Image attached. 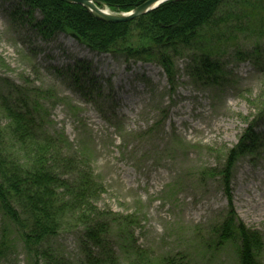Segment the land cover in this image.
I'll return each instance as SVG.
<instances>
[{
	"label": "rangeland",
	"instance_id": "obj_1",
	"mask_svg": "<svg viewBox=\"0 0 264 264\" xmlns=\"http://www.w3.org/2000/svg\"><path fill=\"white\" fill-rule=\"evenodd\" d=\"M27 2L0 0V135L10 122L4 106L31 111L36 121L39 114L43 132L62 139L69 157L92 172L101 187L98 207L125 218L110 236L123 264L178 254L192 264H238L235 245L211 252L207 238L227 211L216 173L264 107V6L224 3L198 42L217 55L216 84L190 78L192 56L183 53L174 54L170 88L156 63L42 32V17ZM254 132L260 142L235 163L230 188L236 220L264 239V114ZM4 143L9 157L26 161L11 134ZM7 234L11 247L0 264H34L15 231ZM80 238V229L62 232L51 247L75 262ZM258 261L264 264V251Z\"/></svg>",
	"mask_w": 264,
	"mask_h": 264
},
{
	"label": "trees",
	"instance_id": "obj_2",
	"mask_svg": "<svg viewBox=\"0 0 264 264\" xmlns=\"http://www.w3.org/2000/svg\"><path fill=\"white\" fill-rule=\"evenodd\" d=\"M27 1L42 17V32L47 29L74 35L81 45L99 54L119 55L126 61L156 63L173 88V57L183 53L192 56L187 67L190 78L201 85L216 84L221 70L217 55L210 48H202L198 42L207 28L216 26V14L224 3L241 0L169 1L122 24L98 21L78 5L56 0ZM95 1L99 8L106 7L112 13L121 14L129 13L146 0ZM254 2L261 8L264 6V0ZM209 41L216 40L210 36ZM4 108L10 122L0 135V258L5 257L11 247L7 234L10 227L34 264H123L113 249L110 236L115 226H126L122 223L125 218L98 207L101 187L89 168L80 167L78 157H69L62 139L43 132L39 114L36 121L31 111ZM263 114L264 107L259 108L235 146L226 153L224 163L216 173L227 199V211L222 223L211 230L207 240L212 243L211 252H217L227 244L235 245L238 264H260L258 258L264 251L262 235L236 220L230 188L235 163L240 157L253 154L260 142L254 129ZM8 133L26 155L23 164L7 154L4 136ZM5 223L9 226L4 227ZM128 224L132 225V218ZM74 229L81 230V258L71 262L59 255L51 244L60 233ZM123 249L124 245H121L117 251ZM154 264L192 263L186 255L178 254L155 258Z\"/></svg>",
	"mask_w": 264,
	"mask_h": 264
},
{
	"label": "water",
	"instance_id": "obj_3",
	"mask_svg": "<svg viewBox=\"0 0 264 264\" xmlns=\"http://www.w3.org/2000/svg\"><path fill=\"white\" fill-rule=\"evenodd\" d=\"M56 1L66 4L81 6L85 10H87L93 18L103 23L122 24L140 18L169 1H180V0H146L141 5L136 7L134 10L130 11L129 13H123V14H114V13L112 14L106 9L98 8L95 0H56ZM70 37L77 40V38L74 35H70Z\"/></svg>",
	"mask_w": 264,
	"mask_h": 264
},
{
	"label": "bare ground",
	"instance_id": "obj_4",
	"mask_svg": "<svg viewBox=\"0 0 264 264\" xmlns=\"http://www.w3.org/2000/svg\"><path fill=\"white\" fill-rule=\"evenodd\" d=\"M98 7V6H97ZM99 8V7H98ZM100 9H106V10H108L109 11V9L108 8H106V7H101Z\"/></svg>",
	"mask_w": 264,
	"mask_h": 264
}]
</instances>
